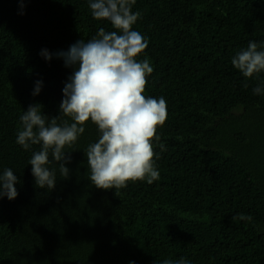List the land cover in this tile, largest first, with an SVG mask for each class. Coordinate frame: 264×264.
I'll list each match as a JSON object with an SVG mask.
<instances>
[{"label": "trees", "instance_id": "1", "mask_svg": "<svg viewBox=\"0 0 264 264\" xmlns=\"http://www.w3.org/2000/svg\"><path fill=\"white\" fill-rule=\"evenodd\" d=\"M133 11L148 40L138 59L153 67L144 95L167 102L153 144L159 179L97 189L86 150L99 132L89 121L65 149L70 177L49 165L50 191L31 174L39 146L16 143L20 117L40 103L71 123L59 106L73 69L55 53L113 29L88 0H0V174L10 168L19 181L16 199L0 200V264H264V94L231 63L250 41L264 43V0H136Z\"/></svg>", "mask_w": 264, "mask_h": 264}, {"label": "clouds", "instance_id": "2", "mask_svg": "<svg viewBox=\"0 0 264 264\" xmlns=\"http://www.w3.org/2000/svg\"><path fill=\"white\" fill-rule=\"evenodd\" d=\"M88 2L93 19L109 23L113 30L101 27L87 42L81 39L67 51L55 53L66 68L73 69L59 106V114L71 123L68 120L58 123L60 116L49 117L44 114L42 104H31L20 117L16 143L25 151L39 146L29 160L35 187L54 191L56 169H50L49 165L53 161L58 163L61 176L70 177L67 165L71 163V153L65 149L77 142L85 124L91 121L99 138L86 150L90 181L97 189H115L118 194L128 182L152 184L159 179L153 144L160 141L157 128L167 119V102L163 97L144 95L153 67L147 56L138 59L148 47V40L134 30L141 17L139 11H133L136 0ZM40 55L47 61L53 58L46 49ZM231 63L246 80L259 81L252 90L254 95L264 94V80H260V74L264 73V43L250 41L246 49L232 57ZM41 87L42 82L37 81L34 96ZM160 147L163 149L162 144ZM18 182L12 169H4L0 174V200L5 197L15 200ZM238 219L253 218L240 214ZM163 264L189 262L185 258L175 262L165 259Z\"/></svg>", "mask_w": 264, "mask_h": 264}]
</instances>
